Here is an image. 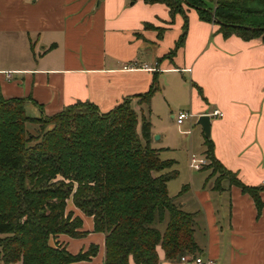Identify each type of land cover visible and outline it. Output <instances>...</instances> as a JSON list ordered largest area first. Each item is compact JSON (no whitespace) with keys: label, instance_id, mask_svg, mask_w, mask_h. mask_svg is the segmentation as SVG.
Here are the masks:
<instances>
[{"label":"crops","instance_id":"obj_1","mask_svg":"<svg viewBox=\"0 0 264 264\" xmlns=\"http://www.w3.org/2000/svg\"><path fill=\"white\" fill-rule=\"evenodd\" d=\"M183 9L186 33L175 47L183 17L171 16L161 2L0 0V98L25 99L24 112L31 117L52 115L77 100L105 112L129 98L137 114L147 116L150 146L159 149V157L173 149L186 152L183 160L161 159L176 161L167 191L194 213L199 255L211 264H264V207L257 214L238 186L222 179L216 189L210 168L188 166L197 144L195 154L204 155L196 119L209 114L215 158L244 184L262 186L264 202V42L224 37L217 23ZM153 85L142 101L140 95ZM215 109L220 114L212 116ZM181 110L192 116L175 122L181 136L176 141L162 124ZM69 200L66 209L81 218L85 234L60 233L50 243L70 253L96 244V254L77 264H103L104 234L93 231L92 218ZM157 250L159 264H188Z\"/></svg>","mask_w":264,"mask_h":264},{"label":"trees","instance_id":"obj_2","mask_svg":"<svg viewBox=\"0 0 264 264\" xmlns=\"http://www.w3.org/2000/svg\"><path fill=\"white\" fill-rule=\"evenodd\" d=\"M161 2L183 17L175 47L184 41L187 16L183 4L200 19L214 21L224 37H260L264 42V0H144ZM155 86L140 95L147 102ZM25 99L0 98V262L3 264H77L97 252V245L70 253L56 241L60 233L81 237L82 221L66 209L73 205L92 218V230L104 234L103 264H159L165 259L196 256L194 213L185 211L167 191L177 175L176 161L161 159L150 146L147 116L129 98L101 112L77 100L52 115L25 114ZM28 125H33L31 129ZM203 166L247 193L257 214L264 207L262 186L241 182L203 140ZM162 224V229L159 225Z\"/></svg>","mask_w":264,"mask_h":264},{"label":"built area","instance_id":"obj_3","mask_svg":"<svg viewBox=\"0 0 264 264\" xmlns=\"http://www.w3.org/2000/svg\"><path fill=\"white\" fill-rule=\"evenodd\" d=\"M142 67H146L143 65ZM220 112L215 109L212 111L211 115L212 116H217L219 115ZM192 116L191 113L187 111H179L175 116V122L177 124H181L185 119L190 118ZM207 163V159L204 155H197L193 152H190L188 154V166L189 168L193 170H199L201 169L205 164ZM182 262H187L188 264H211L210 260L204 259L201 255H196V256H190V255H182L179 258Z\"/></svg>","mask_w":264,"mask_h":264},{"label":"rangeland","instance_id":"obj_4","mask_svg":"<svg viewBox=\"0 0 264 264\" xmlns=\"http://www.w3.org/2000/svg\"><path fill=\"white\" fill-rule=\"evenodd\" d=\"M205 4L209 7H212L214 5V0H204ZM183 7H188L187 5L183 4L182 5ZM193 8V7H191ZM194 9V8H193ZM165 128L166 131H169L170 133L173 134V136H175L174 140L178 141L180 140L181 136L178 134V130H177V127H176V124H175V120H166L163 124H162ZM33 125H28V128L31 129ZM184 127V126H183ZM182 128V127H181ZM192 150L195 152V153H199L200 151V148H199V145L197 144L194 148H192ZM185 150L184 149H173L172 151H169V152H164V153H160V158H169V157H172L174 159H177V157H179L180 159H185ZM185 164V162H184ZM177 168V165L175 166ZM213 175H216L218 176L219 175V172L218 171H215V173ZM177 182V181H175ZM170 190V193H173V188H169ZM70 199V198H69ZM68 199V200H69ZM70 202V200L68 201ZM159 227L162 229V224L159 225ZM1 264V263H0ZM14 264H20V263H14Z\"/></svg>","mask_w":264,"mask_h":264},{"label":"water","instance_id":"obj_5","mask_svg":"<svg viewBox=\"0 0 264 264\" xmlns=\"http://www.w3.org/2000/svg\"><path fill=\"white\" fill-rule=\"evenodd\" d=\"M209 120H210L209 114H200L197 116L196 119V123L200 125L203 132V136L205 138H209V131H210ZM156 137L157 136H154V138Z\"/></svg>","mask_w":264,"mask_h":264}]
</instances>
